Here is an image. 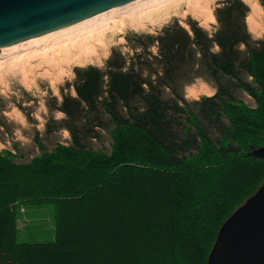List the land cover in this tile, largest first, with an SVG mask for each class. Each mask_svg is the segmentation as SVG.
Segmentation results:
<instances>
[{
  "label": "trees",
  "instance_id": "1",
  "mask_svg": "<svg viewBox=\"0 0 264 264\" xmlns=\"http://www.w3.org/2000/svg\"><path fill=\"white\" fill-rule=\"evenodd\" d=\"M249 10L220 0L212 33L172 23L132 35V55L74 68L51 99L64 117L45 124L66 130L68 145L48 151L37 134L27 162L0 151V264H206L218 229L264 177V159L246 154L264 145V36L251 35ZM204 71L214 94L187 101L178 89ZM103 132L109 152L91 146ZM28 202L54 205L53 239L17 240L14 208Z\"/></svg>",
  "mask_w": 264,
  "mask_h": 264
},
{
  "label": "rangeland",
  "instance_id": "2",
  "mask_svg": "<svg viewBox=\"0 0 264 264\" xmlns=\"http://www.w3.org/2000/svg\"><path fill=\"white\" fill-rule=\"evenodd\" d=\"M219 1L172 0L131 16L122 15L125 13L120 11L124 8H119L116 10L118 16L115 24L108 28H98L91 35L92 37L76 38L45 52H32L18 60L7 59L0 50V151L7 149L14 154L16 162H27L39 154L34 141L37 134L48 151L53 150L57 145H68L69 133L66 130L46 133L45 124L52 117L57 120L64 117V114L51 108V99L55 97L58 102L61 100L60 90L73 79L74 68L90 65L104 67L113 50H117L122 55H132L131 48L134 43L131 42L132 39L129 40L132 35L156 36L165 25L172 23H178L189 30L187 20H192L208 33H212L217 25L213 10L218 6ZM242 1L250 9L247 16L250 19L247 20L246 17L249 31L253 38L261 39L264 36L263 6L259 0ZM251 21L255 23L254 30L250 28ZM150 50L156 53L155 46ZM242 76L250 80L246 74L243 73ZM209 77L204 71L202 77L180 87L178 92L187 101L211 96L216 87ZM222 81L229 88L231 79L226 77L222 78ZM230 87L236 100L245 102L248 107H256L254 99L244 91ZM191 92H194L193 96ZM210 130L212 137H215V130L213 128ZM91 146L95 150L109 152L110 139L103 132L101 139L92 141ZM14 209L19 220L18 241H47L54 238L52 203L38 205L30 202L21 203Z\"/></svg>",
  "mask_w": 264,
  "mask_h": 264
},
{
  "label": "water",
  "instance_id": "3",
  "mask_svg": "<svg viewBox=\"0 0 264 264\" xmlns=\"http://www.w3.org/2000/svg\"><path fill=\"white\" fill-rule=\"evenodd\" d=\"M134 0H0V50ZM247 155L264 159V145ZM206 264H264V177L217 231Z\"/></svg>",
  "mask_w": 264,
  "mask_h": 264
},
{
  "label": "bare ground",
  "instance_id": "4",
  "mask_svg": "<svg viewBox=\"0 0 264 264\" xmlns=\"http://www.w3.org/2000/svg\"><path fill=\"white\" fill-rule=\"evenodd\" d=\"M169 1L172 0H134L125 5H122L123 7L119 6L116 8H112L108 11L94 15L90 18L59 29L57 31H53L40 37L29 39L12 46L2 48L1 51L3 52L4 57H6L7 59L10 58L9 60L22 59L32 52H45L50 48L62 45L71 40H75L76 38L85 39V36H91L98 28H108L112 26L117 20L118 15L116 13V10H118L119 8H124L123 11H120L122 13H125L122 15L131 16L148 11L151 8L161 6L168 3ZM210 17L212 18V15H210ZM249 19L250 17H247V20ZM250 28L251 30L255 29V23L253 21L250 22ZM193 95L194 92L192 93V96Z\"/></svg>",
  "mask_w": 264,
  "mask_h": 264
},
{
  "label": "crops",
  "instance_id": "5",
  "mask_svg": "<svg viewBox=\"0 0 264 264\" xmlns=\"http://www.w3.org/2000/svg\"><path fill=\"white\" fill-rule=\"evenodd\" d=\"M214 93V92H213Z\"/></svg>",
  "mask_w": 264,
  "mask_h": 264
}]
</instances>
